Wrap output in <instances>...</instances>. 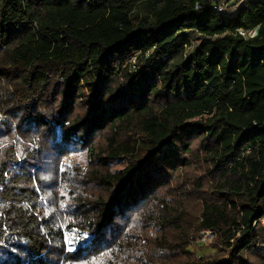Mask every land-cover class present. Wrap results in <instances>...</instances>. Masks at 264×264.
Wrapping results in <instances>:
<instances>
[{"label": "trees", "instance_id": "1", "mask_svg": "<svg viewBox=\"0 0 264 264\" xmlns=\"http://www.w3.org/2000/svg\"><path fill=\"white\" fill-rule=\"evenodd\" d=\"M0 115V264H264L258 0H0Z\"/></svg>", "mask_w": 264, "mask_h": 264}, {"label": "rangeland", "instance_id": "2", "mask_svg": "<svg viewBox=\"0 0 264 264\" xmlns=\"http://www.w3.org/2000/svg\"><path fill=\"white\" fill-rule=\"evenodd\" d=\"M194 40H197V39H194ZM194 40H192V42H191L193 45L198 43V40L197 41H194ZM134 62H135V59L131 58L130 60L122 61L121 63L114 62L113 66L117 67L118 65H120V67L124 68L125 66H129V65L134 64ZM129 68L133 69V67H131V66ZM217 114H218L217 111L214 110L212 113L203 114L202 116L197 117L195 120H199L201 122H205V123L209 124L217 117ZM0 117H1V115H0ZM64 161L66 162L65 159H63L60 162V164H59L60 168L62 166L64 167V165H63V164H65ZM126 163H127V161H125L124 158H120L117 161L110 162V169L113 173L119 172L127 166ZM183 175H184V173L182 172V170H180V172L178 173V177H181ZM67 188H68V186H67ZM85 189L86 188L82 189L81 191L84 192ZM88 190L89 189H86V192ZM42 198L44 200L43 201L44 206L47 208L48 204L46 205V202H47L46 198H44L43 195H42ZM48 210H50V208H48ZM233 214H235V212H231V214H229V215H233ZM63 233H64V245L66 248L65 251H67V248L69 247V243L71 242L72 237L76 236V239H80V240L86 238L83 233H75L73 235H70V234L66 233L64 230H63ZM231 233L234 234V237L229 240L230 244H234L238 239H240L242 237V232L232 230ZM153 235H154V232L152 230H148L145 237H143V238L151 237ZM222 239H223V237H221V235H219L218 233H216L214 231H211L210 234H206V233L200 231L199 233H197L195 235L194 242L186 248L185 252L188 254V256L191 259L192 258L197 259L200 257H208L210 255L215 256L220 251L227 253L228 248H224V246H223L224 240L222 241ZM257 248H260V246H258ZM186 263H187L186 258L183 256L180 257L178 264H186Z\"/></svg>", "mask_w": 264, "mask_h": 264}, {"label": "built area", "instance_id": "3", "mask_svg": "<svg viewBox=\"0 0 264 264\" xmlns=\"http://www.w3.org/2000/svg\"><path fill=\"white\" fill-rule=\"evenodd\" d=\"M212 1V5H213V9H216L221 15H225V16H232L236 13V11L238 10V8L246 1V0H211ZM259 1V0H258ZM260 2V1H259ZM236 35H239L245 39H251L253 37L256 36V29L253 30H243V29H237L235 31ZM192 40L194 39H190V46H187L185 48V52L183 54V58H185L188 54V52L190 51L191 47L193 46V44L191 43ZM197 41V40H194ZM145 55H148V53H146ZM264 213V210H263ZM256 223H259L262 227H264V215L262 216V218H260L259 220H255L252 222V226H254ZM243 230V227H240V231ZM206 234H210V230H204L202 231ZM207 236V235H206Z\"/></svg>", "mask_w": 264, "mask_h": 264}, {"label": "water", "instance_id": "4", "mask_svg": "<svg viewBox=\"0 0 264 264\" xmlns=\"http://www.w3.org/2000/svg\"><path fill=\"white\" fill-rule=\"evenodd\" d=\"M262 4H264V0H259Z\"/></svg>", "mask_w": 264, "mask_h": 264}]
</instances>
